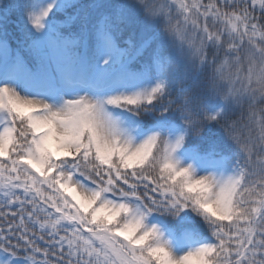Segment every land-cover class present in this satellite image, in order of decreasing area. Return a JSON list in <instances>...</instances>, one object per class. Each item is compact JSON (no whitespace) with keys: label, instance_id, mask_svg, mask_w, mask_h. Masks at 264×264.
<instances>
[{"label":"snow or ice","instance_id":"obj_1","mask_svg":"<svg viewBox=\"0 0 264 264\" xmlns=\"http://www.w3.org/2000/svg\"><path fill=\"white\" fill-rule=\"evenodd\" d=\"M0 264H264V0H0Z\"/></svg>","mask_w":264,"mask_h":264},{"label":"trees","instance_id":"obj_2","mask_svg":"<svg viewBox=\"0 0 264 264\" xmlns=\"http://www.w3.org/2000/svg\"><path fill=\"white\" fill-rule=\"evenodd\" d=\"M84 2H87V0H84ZM18 18L16 16H13V21L17 20ZM9 31L12 33L13 39H11V45L13 48L16 47V38H19L20 33L18 28L16 27L15 23H10L9 24ZM206 138L208 140L212 139L213 137L211 134L206 132Z\"/></svg>","mask_w":264,"mask_h":264}]
</instances>
